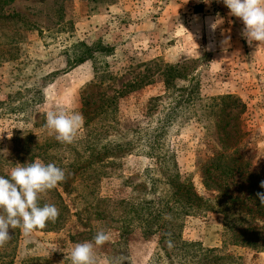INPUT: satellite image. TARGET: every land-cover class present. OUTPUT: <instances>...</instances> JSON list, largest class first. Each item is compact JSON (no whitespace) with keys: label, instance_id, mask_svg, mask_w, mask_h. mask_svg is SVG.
Segmentation results:
<instances>
[{"label":"rangeland","instance_id":"obj_1","mask_svg":"<svg viewBox=\"0 0 264 264\" xmlns=\"http://www.w3.org/2000/svg\"><path fill=\"white\" fill-rule=\"evenodd\" d=\"M0 7L13 14L0 22V101L10 98V106H16L23 97L28 102L23 112L1 113L0 108V131L12 132L11 138L7 131L0 136V175L7 176L17 163L41 161L36 157L39 146L56 139L47 127V112L71 114L83 99L93 110L107 96L114 98L119 124L107 140L123 145L103 165L98 189L103 199L160 198L167 190L163 160L169 154L183 176L191 178L196 192L209 197L199 167L224 149L219 123L233 131L245 124L240 142L254 165L264 169V44L249 46L241 36L244 25L229 9L214 6L212 0H0ZM213 23H217L214 31ZM96 39L114 48L98 55L96 71L90 60L67 65L65 51L75 41ZM168 73L166 85L163 78ZM188 93L196 96L193 114L186 102L173 107L175 98ZM233 99L237 103L232 104ZM229 105L241 116L227 113ZM169 108L174 118L159 133L151 156L147 144ZM235 142L232 133L229 143ZM222 180L227 181L220 176L218 181ZM228 182L237 194H246L242 179L233 177ZM78 192V196L66 195L54 188L41 194L39 204H54L58 219L48 222L49 230L30 234L10 228L11 240L0 247V264H71L75 244L92 241L99 230L111 240L95 247L97 264L119 256H126L131 264H166L157 253L158 235L144 238L135 229L122 241L103 219L96 224L98 230L75 234L82 229L76 226L75 212L89 216L98 209H91L83 190ZM111 209L108 203L99 210L109 214ZM222 220L216 212L187 216L182 237L202 248H220ZM200 246L189 248V262L171 264H198ZM224 250L240 256L238 264H264V251L230 245Z\"/></svg>","mask_w":264,"mask_h":264},{"label":"trees","instance_id":"obj_2","mask_svg":"<svg viewBox=\"0 0 264 264\" xmlns=\"http://www.w3.org/2000/svg\"><path fill=\"white\" fill-rule=\"evenodd\" d=\"M12 15L5 13L0 7V22L4 23L5 20L12 18ZM113 49L112 45L101 39L92 42L77 40L68 49L70 54L68 50L65 51L66 63L68 66H74L90 60L93 71H96L95 61L98 55H107ZM172 69L173 66H169L168 70ZM58 75L57 73L54 79ZM168 77H170L169 73L163 78L166 85L170 81ZM193 96L194 94L189 93L184 97L178 96L173 102V107L177 109L178 105L186 102L190 113L193 114L191 107L196 103V96ZM17 100L20 101V105L16 106H10V98L1 100L0 108L5 106L1 109L4 112L1 113L23 112L28 102L23 97ZM234 103H237V99L232 100V104ZM113 104V96H107L100 105L90 110L88 102L83 99L81 107L76 111L83 116V123L73 143H60L56 139L46 140L39 146L41 152L36 156L41 162L54 163L64 169L67 178L64 182L58 183L55 189L60 188L66 195L75 192L78 196V188H80L89 197L87 203L89 202L91 209L98 208L89 216H83L78 210L75 212L76 226L82 228L75 234L86 232L87 229L98 230L99 226L96 224L100 225L99 220L103 219L118 232V238L122 241L135 229H138L144 238L158 235L157 253L165 258V263L171 264L173 261L185 263V261L189 262V255H192L189 248L200 246L196 241L183 239L185 218L216 212L221 214L223 219V246L220 248L200 246L202 253L198 255L200 256L198 264H216L219 261L220 264H238L240 256L224 250L229 245L256 252L264 251V205H261L256 197L257 192H264V188L260 187V182L264 181V169L262 165H254L253 160L246 153V148L240 142L244 138L245 124L238 126L234 131L228 129L225 124L219 123L217 126L224 149L209 156L199 167L202 183L211 191L209 197L201 196L196 192L191 178L183 176L176 161L169 154V158L163 160V176L167 185L164 195L155 199L108 200L98 194L103 165L106 159L123 145L122 143L113 145L107 140L109 133L118 131L119 128ZM227 113L241 116V111L234 112L230 105ZM240 116V121H243ZM172 118L174 112L169 108L157 121L152 131L151 143L147 144L151 156L157 148L159 133L166 130V125ZM232 133L236 135L234 144L229 143ZM64 152V156H55L56 153ZM214 174L217 179L213 177ZM220 176L227 179L226 183L224 180L218 181ZM233 177L242 179L246 184L245 195L237 194L232 190L228 179ZM69 201L74 205L73 200ZM108 203L111 205V212L103 214L99 209L103 204ZM47 229L49 230L48 226L43 230ZM169 240L172 242L171 247L168 244Z\"/></svg>","mask_w":264,"mask_h":264},{"label":"clouds","instance_id":"obj_3","mask_svg":"<svg viewBox=\"0 0 264 264\" xmlns=\"http://www.w3.org/2000/svg\"><path fill=\"white\" fill-rule=\"evenodd\" d=\"M210 3V0H204ZM232 16L241 20L244 27L241 36L249 46L254 42L264 44V0H222ZM217 23L211 25L214 31ZM83 123V116L73 112L49 111L46 114V124L56 134L60 143H73L76 134ZM8 130L0 131V136ZM64 169L54 163L41 161L17 163L7 176L0 175V247L10 240L9 229L20 228L25 234L36 229H44L48 222L55 223L60 213L59 209L50 203L39 204L41 194L54 189L58 183L66 180ZM264 188V181L260 182ZM261 205H264V192H257ZM111 236L104 230L95 233L90 242L76 243L70 253L71 264H97L95 247L110 242ZM169 247L172 242L168 241ZM130 261L126 256L113 257L107 264H124ZM131 264V261H130Z\"/></svg>","mask_w":264,"mask_h":264},{"label":"built area","instance_id":"obj_4","mask_svg":"<svg viewBox=\"0 0 264 264\" xmlns=\"http://www.w3.org/2000/svg\"><path fill=\"white\" fill-rule=\"evenodd\" d=\"M213 2V5L216 6V7H220L222 9H228L222 2V0H212Z\"/></svg>","mask_w":264,"mask_h":264},{"label":"crops","instance_id":"obj_5","mask_svg":"<svg viewBox=\"0 0 264 264\" xmlns=\"http://www.w3.org/2000/svg\"><path fill=\"white\" fill-rule=\"evenodd\" d=\"M160 19V18H159Z\"/></svg>","mask_w":264,"mask_h":264}]
</instances>
